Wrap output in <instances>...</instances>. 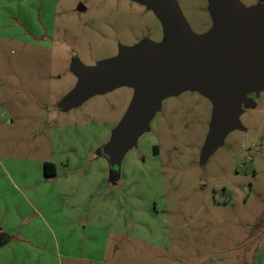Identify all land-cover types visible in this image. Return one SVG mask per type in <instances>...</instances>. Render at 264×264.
<instances>
[{
  "label": "rangeland",
  "instance_id": "1",
  "mask_svg": "<svg viewBox=\"0 0 264 264\" xmlns=\"http://www.w3.org/2000/svg\"><path fill=\"white\" fill-rule=\"evenodd\" d=\"M173 1L195 35L211 31V0ZM41 32L0 29L6 264L15 252L30 264H264V93L239 116L244 130L205 160L212 102L188 90L164 98L113 173L100 151L133 89L74 108L59 104L77 82L74 64L91 67L121 48L161 43L159 20L131 0H56ZM45 162L54 177H44Z\"/></svg>",
  "mask_w": 264,
  "mask_h": 264
},
{
  "label": "water",
  "instance_id": "2",
  "mask_svg": "<svg viewBox=\"0 0 264 264\" xmlns=\"http://www.w3.org/2000/svg\"><path fill=\"white\" fill-rule=\"evenodd\" d=\"M151 10L163 29L161 43L144 41L121 48L109 60L86 67L74 64L77 82L61 100L60 109L118 87L133 89L122 120L100 151L111 168L148 132L161 101L182 91H197L210 99L213 114L202 150L207 159L228 134L244 130L239 116L264 93V2L245 7L239 0H211L214 26L197 36L173 0H131ZM79 11L84 7L78 6Z\"/></svg>",
  "mask_w": 264,
  "mask_h": 264
},
{
  "label": "crops",
  "instance_id": "3",
  "mask_svg": "<svg viewBox=\"0 0 264 264\" xmlns=\"http://www.w3.org/2000/svg\"><path fill=\"white\" fill-rule=\"evenodd\" d=\"M55 5L56 0H0V29L4 34L16 31L24 32L29 37L36 38L38 36L35 33L39 32L40 35L45 20L54 14ZM3 248H0V264L8 263L5 254L1 252ZM12 257V264H30L27 256L22 257L18 252H15Z\"/></svg>",
  "mask_w": 264,
  "mask_h": 264
},
{
  "label": "trees",
  "instance_id": "4",
  "mask_svg": "<svg viewBox=\"0 0 264 264\" xmlns=\"http://www.w3.org/2000/svg\"><path fill=\"white\" fill-rule=\"evenodd\" d=\"M43 172L46 178L55 176V167L52 163L46 162L43 164ZM11 235L7 232L0 231V248L7 246L10 243Z\"/></svg>",
  "mask_w": 264,
  "mask_h": 264
},
{
  "label": "flooded vegetation",
  "instance_id": "5",
  "mask_svg": "<svg viewBox=\"0 0 264 264\" xmlns=\"http://www.w3.org/2000/svg\"><path fill=\"white\" fill-rule=\"evenodd\" d=\"M73 72H74V71H73ZM74 75H75V73H74ZM75 77H76V75H75ZM76 80H77V77H76ZM251 98H253V99H254V98H255V96H254V95H252V96H251ZM136 147H137V145H136ZM136 147H135V148H136ZM128 152H129V151H128ZM156 154H157V151H155V155H156ZM125 156H126V155H125ZM125 156H124V157H125ZM123 159H124V158H123ZM141 160H143V158H141ZM122 161H123V160H122ZM122 161H121V163H122ZM120 166H121V165H120ZM114 169H116V170H114ZM119 170H120V168H119V167H114V168H112V172L114 171L113 173H118V172L120 173V171H119Z\"/></svg>",
  "mask_w": 264,
  "mask_h": 264
}]
</instances>
